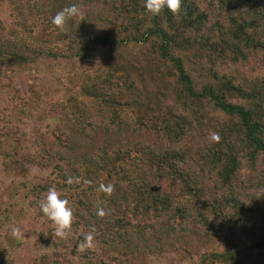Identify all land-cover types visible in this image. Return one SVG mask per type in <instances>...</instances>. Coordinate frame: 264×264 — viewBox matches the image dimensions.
<instances>
[{
	"label": "trees",
	"instance_id": "trees-1",
	"mask_svg": "<svg viewBox=\"0 0 264 264\" xmlns=\"http://www.w3.org/2000/svg\"><path fill=\"white\" fill-rule=\"evenodd\" d=\"M143 3L0 0V264L26 223L31 264H264V0ZM71 4L83 15L57 28ZM73 130L134 138L74 160ZM49 187L73 210L67 238L40 210Z\"/></svg>",
	"mask_w": 264,
	"mask_h": 264
},
{
	"label": "clouds",
	"instance_id": "clouds-1",
	"mask_svg": "<svg viewBox=\"0 0 264 264\" xmlns=\"http://www.w3.org/2000/svg\"><path fill=\"white\" fill-rule=\"evenodd\" d=\"M143 7L153 15H158L165 7L174 15H177L181 12L182 0H144ZM81 15H83L81 6L79 4H71L57 11L51 18V23L62 29L68 20ZM219 139L218 133L214 132L211 134L212 141L218 142ZM71 182L72 180L69 178L68 183ZM101 189L105 190L108 195H111L115 190L114 185H109L106 189L102 185ZM39 207L41 212L53 223L54 235L60 238H67L74 219L69 201L61 198V193L55 187H49L44 198L40 200ZM105 214L103 210L97 212V215L101 217ZM94 232L95 229L93 228L84 235L82 242L78 246L80 251L93 247ZM10 233L13 237H18L20 229L13 227Z\"/></svg>",
	"mask_w": 264,
	"mask_h": 264
},
{
	"label": "rangeland",
	"instance_id": "rangeland-1",
	"mask_svg": "<svg viewBox=\"0 0 264 264\" xmlns=\"http://www.w3.org/2000/svg\"><path fill=\"white\" fill-rule=\"evenodd\" d=\"M74 135V142H73V150L71 152V157L76 160L78 159L88 148L97 145L101 142L107 143L108 145H112L115 142H125L130 141L134 138V136L128 132L123 133H110L104 134L99 130H96L91 135L81 136L75 130L72 131ZM11 183L7 182V179L0 178V195L7 193V188L10 186ZM116 203L119 202V197L117 195ZM1 201L5 204V201L2 200L0 196V203ZM103 210V209H98ZM104 211V210H103ZM105 212V211H104ZM101 217V216H98ZM103 217V216H102ZM14 227V226H13ZM20 229V235L18 237H13L8 230L4 234L5 241L8 243L9 253L12 256V260L9 261V264H31L32 263V256L34 257V242L35 239L29 238V231L30 228L32 229V225L30 223L22 224L17 226ZM140 244L146 242L147 244H153V237L151 236V232L148 231L145 234V237L140 239ZM192 246H189V249L193 251V253L198 252V248L202 246L204 243V239L202 237L196 236L192 239ZM181 251H174L167 255L168 262L170 264H183L181 259L184 260V263H188V259L181 257ZM145 259L143 257L142 261Z\"/></svg>",
	"mask_w": 264,
	"mask_h": 264
}]
</instances>
